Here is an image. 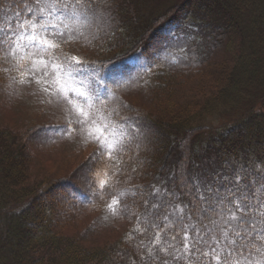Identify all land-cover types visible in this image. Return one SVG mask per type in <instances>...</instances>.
Masks as SVG:
<instances>
[{
  "label": "trees",
  "instance_id": "1",
  "mask_svg": "<svg viewBox=\"0 0 264 264\" xmlns=\"http://www.w3.org/2000/svg\"><path fill=\"white\" fill-rule=\"evenodd\" d=\"M154 2L97 0L93 27L58 49L83 63L74 86L83 81L93 110L107 115L117 133L109 142L123 137L120 151L100 155L90 140L94 150L83 173L30 183L22 140H61L75 124L23 134L0 130V264H214L211 255L185 253L182 237L199 233L212 243L210 220L218 219L232 193H247L256 203L264 185L259 0H177L167 8ZM18 12L28 15L22 0H0V27L16 22ZM22 54H0V90L11 93L27 77L21 74L27 67ZM200 71L207 76L198 82L195 99L174 103L185 83L181 78ZM131 93L148 98L155 109L131 105L125 99ZM115 112L122 122L114 120ZM214 114L221 118L212 128L195 125L196 118ZM113 198L120 201L115 215L125 225L119 239L87 249L64 235L75 211L107 207ZM157 233L165 251L152 243ZM180 255L187 259H173Z\"/></svg>",
  "mask_w": 264,
  "mask_h": 264
},
{
  "label": "snow or ice",
  "instance_id": "2",
  "mask_svg": "<svg viewBox=\"0 0 264 264\" xmlns=\"http://www.w3.org/2000/svg\"><path fill=\"white\" fill-rule=\"evenodd\" d=\"M22 2L28 15L23 16L18 12L16 22L0 27V54L7 58L23 53L20 58L27 61V67L21 74L26 73L31 78L28 82L40 83L43 91L52 95L59 94L60 99L70 105L69 113L72 119L69 123L77 125L84 135L97 143L98 154L107 153L111 156L120 151L123 137L119 141L109 142L108 138H114L117 133L112 130L111 124L106 122L107 115L100 109L93 110L94 104L89 103L92 97L87 88H84L83 81L78 87L74 86L76 74L84 67L83 63L58 51L62 43L85 37L86 30L93 27L97 0ZM53 85L56 86L55 91H52ZM113 118L117 123L122 122L118 112L114 113ZM104 185L105 181H101L102 189ZM257 192L255 204L247 193H241L239 196L232 193V200L216 213L218 219L210 220L213 228H209L208 233H211L212 243L199 233L191 240L185 235L182 237L184 252H199L205 257L211 255L214 264H264V185H261ZM119 195L124 196L125 193ZM129 195L134 197L136 193ZM203 199L207 198L202 197ZM119 203L118 199L113 198L108 209L116 214V206ZM127 239L131 240L132 237ZM160 240L161 237L157 233L152 243L157 246V251H165L159 247ZM201 244L207 246L210 252L202 251L199 247ZM148 256L155 259L151 247L148 249ZM173 259L186 260L187 257L180 255L174 256ZM162 264H167V261Z\"/></svg>",
  "mask_w": 264,
  "mask_h": 264
},
{
  "label": "rangeland",
  "instance_id": "3",
  "mask_svg": "<svg viewBox=\"0 0 264 264\" xmlns=\"http://www.w3.org/2000/svg\"><path fill=\"white\" fill-rule=\"evenodd\" d=\"M152 1H155L153 7L156 5L158 8H160L159 6L167 8L177 0ZM258 4V7L264 12V0H259ZM83 54H88V52ZM211 66L212 61L206 68ZM205 76L200 71L191 78L182 77L181 79L185 83L181 84L180 90L178 89L177 94L173 95L174 103L180 102V106L182 102L195 99L200 87L198 82ZM30 79L27 76L19 80L12 87L11 93H6L4 89L0 90V130L23 134L27 130L32 132L40 127L62 125L72 119L69 113L70 105L60 99L59 94L52 95L50 92L43 91L40 83L28 82ZM55 90L56 86L53 85L52 91ZM180 96L183 98L180 99ZM125 99L131 105L144 106L150 111L155 109L154 104L143 95L131 93L126 95ZM220 118L219 114H214L212 117L196 118L194 121L195 125L212 128L216 125L215 121ZM90 140L77 125H75L74 131L67 133V136L61 140L53 139L43 143L38 137L29 145L22 140L21 143L26 146V152L29 154L31 162L27 171L28 181L38 183L51 178L77 177V174L84 172V167L89 163L94 150L90 145ZM56 194L55 192V196H57ZM73 219L72 225L65 228L64 235L73 239L78 238L87 249L103 247L119 239L125 231L124 221L113 214L105 204L94 206L92 209L77 210Z\"/></svg>",
  "mask_w": 264,
  "mask_h": 264
}]
</instances>
